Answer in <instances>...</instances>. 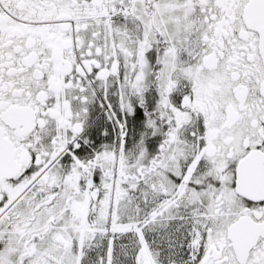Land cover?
Here are the masks:
<instances>
[{"label": "snow or ice", "instance_id": "snow-or-ice-1", "mask_svg": "<svg viewBox=\"0 0 264 264\" xmlns=\"http://www.w3.org/2000/svg\"><path fill=\"white\" fill-rule=\"evenodd\" d=\"M0 264H264V0H0Z\"/></svg>", "mask_w": 264, "mask_h": 264}]
</instances>
